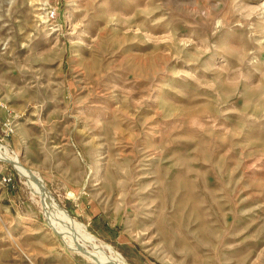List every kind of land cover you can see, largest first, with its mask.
<instances>
[{"label": "rangeland", "instance_id": "rangeland-1", "mask_svg": "<svg viewBox=\"0 0 264 264\" xmlns=\"http://www.w3.org/2000/svg\"><path fill=\"white\" fill-rule=\"evenodd\" d=\"M0 138V264H264V0H0Z\"/></svg>", "mask_w": 264, "mask_h": 264}, {"label": "bare ground", "instance_id": "bare-ground-1", "mask_svg": "<svg viewBox=\"0 0 264 264\" xmlns=\"http://www.w3.org/2000/svg\"><path fill=\"white\" fill-rule=\"evenodd\" d=\"M0 154L2 155V156H4L6 159H10V160H14V158L12 157V156H10V155H8V154H6V152L5 151H3L2 153L0 152ZM14 162H16L17 164H18V166L22 169V171L24 172V174H26V176L30 179L29 180V182L33 185V187L35 186L36 188L37 187H40L42 190H44V188H43V185L40 183V181H36V179H35V174L32 172V171H30V170H28V169H25L20 163H19V161H14ZM39 188V189H40ZM35 189V188H34ZM36 191V190H35ZM40 192V191H39ZM44 192V191H43ZM42 193V192H41ZM44 193H46V192H44ZM41 197V196H40ZM44 197V196H43ZM50 197V196H49ZM48 197V198H49ZM48 200V199H47ZM51 201V200H50ZM52 204V203H51ZM48 205V204H47ZM49 207V206H48ZM59 212H60V214L63 216V218L65 217V218H67L68 216H67V213H66V210H64V209H59ZM68 220V219H67ZM80 224V223H79ZM79 226V225H78ZM81 227H82V225H80ZM79 226V227H80ZM78 227V228H79ZM83 228V227H82ZM80 229V228H79ZM84 229V228H83ZM82 230V229H81ZM85 230V229H84ZM86 236V235H85ZM90 236V235H89ZM86 240V239H85ZM91 240V239H90ZM98 252V251H97ZM97 256H95V258H96ZM99 258V257H98ZM100 259V258H99ZM118 259V258H117ZM105 260V259H104ZM119 260V264H126L125 262H123L120 258L118 259ZM115 262V261H114ZM100 263V262H99ZM104 263V262H103Z\"/></svg>", "mask_w": 264, "mask_h": 264}, {"label": "built area", "instance_id": "built-area-1", "mask_svg": "<svg viewBox=\"0 0 264 264\" xmlns=\"http://www.w3.org/2000/svg\"><path fill=\"white\" fill-rule=\"evenodd\" d=\"M46 14H47V17L49 19H53L55 17V10H54V8L48 9ZM0 151H6L7 152V150L5 149V144L2 142V138H0ZM0 159H6V158L4 156H0ZM10 180H11V177L10 176H8V175L4 176L3 175V176H1V180L0 181L1 182H8Z\"/></svg>", "mask_w": 264, "mask_h": 264}]
</instances>
